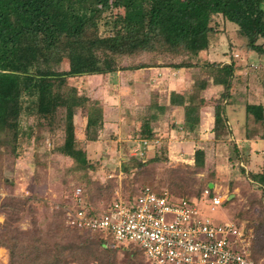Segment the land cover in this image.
<instances>
[{
	"label": "trees",
	"instance_id": "1",
	"mask_svg": "<svg viewBox=\"0 0 264 264\" xmlns=\"http://www.w3.org/2000/svg\"><path fill=\"white\" fill-rule=\"evenodd\" d=\"M263 3L264 0H0V155H17L20 118L34 114L42 130L61 131L62 140L55 152L71 161L72 172L86 183L83 194L87 205L99 211L111 201L113 180L101 184L93 176L99 158L93 162L87 146L97 141L108 122H118L121 129L132 130L138 138L154 141L158 120L170 117L172 110H181L182 126L197 135L202 107L198 95L208 79L195 75L193 94L171 89L159 104L143 103L134 94H126L116 105L105 102L102 85L90 83L82 92L71 78H103L116 71L158 65L193 68L199 65L198 54L209 45V34L220 33L216 16L236 25L244 38L240 46L246 55L256 54L264 61ZM204 65L208 66L211 83L221 88L212 99L211 142L195 148L193 164L186 169L168 166V141L162 138L152 156L124 155L120 161L126 175L123 199L131 200L145 184L157 190L159 179L168 185L174 199L200 201L205 188H209V195L214 194L210 184L214 183L215 172L205 168L207 149L231 137L226 108L239 106L245 72L249 76L253 70L247 68L248 58L242 60L234 54H229L228 62ZM258 75L254 73L252 77ZM244 105L248 117L254 122L263 121V104ZM80 139L85 147L77 145ZM197 172L203 173L198 182L192 177ZM138 178L153 184L137 187L133 180ZM249 178L260 191L249 199L248 210L259 221L260 233L264 230V171L250 174ZM189 190L196 193L189 196ZM33 209L30 199L0 200L4 215L0 245L7 249L10 264H114V250L125 249L130 253L128 264H141L143 254L138 246L117 243L101 232L65 226V217L61 219L57 212L48 217L44 229L36 220L28 230L21 229V213H32ZM112 241L114 244L109 245ZM254 246L253 257L259 259L264 255V242Z\"/></svg>",
	"mask_w": 264,
	"mask_h": 264
},
{
	"label": "rangeland",
	"instance_id": "2",
	"mask_svg": "<svg viewBox=\"0 0 264 264\" xmlns=\"http://www.w3.org/2000/svg\"><path fill=\"white\" fill-rule=\"evenodd\" d=\"M262 8L264 10V3L262 4ZM214 20L217 29H219L220 32H224L219 38L221 42L228 43L229 41V50H232V52H239L241 55L240 59L244 60L246 52L244 47L240 46L244 38L241 32L238 31L236 25L223 22L218 16H216ZM218 37L219 34H209V45L198 54V61H205L207 59L206 52L211 48L212 40ZM223 47H226V45L222 44L218 48L221 49ZM208 58L217 59L218 56L211 54ZM261 61L256 54H253L250 58L247 68L253 70L250 71L251 76H253L254 73H264V70H261L264 69V61ZM200 73L202 76H205L209 74V70L206 68L201 70ZM182 78L183 77H180L179 79L181 80ZM261 78L264 79V76L261 75ZM114 82L117 81L113 79V85ZM71 83L79 86L82 92L86 91V87L90 83L93 84L92 86L102 85L101 88L103 92V78L101 77H88L86 79L83 75L77 78H71ZM110 88L113 87L109 86L106 88L107 93L109 94L112 92V94H116L112 98L109 97L111 102L112 100L118 102L120 96L126 95L128 91L133 89L132 87L129 88L123 85L118 88L119 90L117 92L116 89ZM69 111L71 112V109H69ZM175 125L177 124L172 123L169 124L168 127L164 125V128L167 127L168 129H163L164 131H162L161 134L160 130H157L158 135L156 138L158 140L150 141V145H159L162 139L168 141L170 135L169 131H171V128L174 129L176 135L173 137V140L177 139L178 143L174 146L176 148L173 147L170 151L171 157L168 166L186 169L188 165L193 164V159H191L193 154L191 152L196 148L197 144H193L192 140L185 141L181 129L177 128V126L175 127ZM61 140L62 136L60 130L54 133L42 130L34 114H23L20 118L17 155L15 157L9 154L0 155V200L6 197H15L18 199H30L33 202L34 209L32 213L27 211L21 213L19 226L23 230H28L33 220H36L43 228L48 221V217H52L56 212L58 215L60 214L59 216L61 219L62 217L64 218L65 209L72 203L74 188L80 186L83 192L86 188V183L83 178L78 177L77 174L72 172L71 161L55 152V147ZM79 141L80 142L77 143L78 146H86L85 143L83 144L82 139ZM138 142H140V138H138L132 130H123L119 127L112 132H104L102 129L97 141L87 146V154L91 160L96 162L94 159L99 158L96 162V170L93 176L96 177L101 184L108 180H113L111 183L113 190H111L110 200L122 197L125 191L123 190V185L126 175L121 170L120 161L126 154L134 156L132 146L136 145ZM148 150L149 147L145 149L144 158L148 156ZM181 150L183 151V161L174 157L181 154ZM110 153L113 155L111 157L112 159L110 157L107 158ZM239 153L240 151H238V148H235V145H233L232 142H228L227 139L218 141L207 149V162L205 168L209 172H215L213 178L214 183L212 185L213 191L221 195L225 203L216 206L214 209H210V206L204 203L201 209L204 214L210 216L217 222L231 219L240 224L250 238L251 250L252 253H254V243L258 246L264 242V239H262L264 237V230L260 233H258L259 231L257 232L259 221L252 216V213L248 212L249 199L255 194L259 195L260 191L256 187V184L250 180V173L247 171L244 164H242V157L239 156ZM202 176V172H197L192 175L193 178L197 179V182L199 179L203 178ZM133 181L137 183V187L149 182H145V179L140 178ZM149 183L153 184L152 182ZM155 186L157 189L156 191L162 189L170 191L168 185L164 184L161 179L156 181ZM189 191V196H193L196 193V190ZM99 204L102 206L101 202ZM31 215H34L33 218ZM3 219L4 215L0 211V226ZM64 225L68 226L65 221ZM105 239L106 241H110L109 237ZM113 244V241L109 242V245ZM110 248H112V246H110L108 250ZM114 252V264H128L129 249L114 250ZM107 253L114 254L109 251H107ZM94 263L95 262H90L89 264ZM0 264H10L8 260V251L1 245ZM141 264H148L145 262L142 255Z\"/></svg>",
	"mask_w": 264,
	"mask_h": 264
},
{
	"label": "built area",
	"instance_id": "3",
	"mask_svg": "<svg viewBox=\"0 0 264 264\" xmlns=\"http://www.w3.org/2000/svg\"><path fill=\"white\" fill-rule=\"evenodd\" d=\"M150 141L140 139L133 155L145 154ZM218 193L202 192L200 201L174 199L166 189L140 188L131 200L114 198L104 208L93 211L83 190L77 186L65 209L68 226L101 232L120 244L138 246L148 264H264V255L253 257L244 228L233 220L217 222L203 213L222 204Z\"/></svg>",
	"mask_w": 264,
	"mask_h": 264
},
{
	"label": "crops",
	"instance_id": "4",
	"mask_svg": "<svg viewBox=\"0 0 264 264\" xmlns=\"http://www.w3.org/2000/svg\"><path fill=\"white\" fill-rule=\"evenodd\" d=\"M226 23L231 24L230 22ZM222 34H224V32L221 31L219 33V37L212 40V46L209 51L206 52L207 59L205 61L197 60L199 65H196L193 68L183 70L169 66L158 65L140 68L134 71H116L104 75L103 97L105 102L107 104H120L121 96L119 97L118 102L113 100L111 102L109 100V97L112 98L116 95L112 94V92L109 94L107 93L106 88L109 86L113 87L114 90L116 89L117 92L119 90L118 88L123 85L129 88L132 87L133 89L128 91L127 94H134L138 101L152 104H159L165 101L167 94L171 89L184 92L186 95L193 94L196 91L194 88V76H202L200 73L201 70L206 68L208 69V66L204 65L206 62H228L229 54L239 55V57H241L239 52H232V50H229V41L228 43L221 42L219 38ZM222 44L226 45V47L219 49L218 47ZM211 54L218 56V58H208V56H211ZM250 56L252 57L253 54L250 53L245 55V59L248 58L249 61L251 58ZM245 73L246 82H244L245 87L239 96V106L228 105L226 108L227 121L232 131L228 142H232L233 145H235V148H238V151H240L239 156L242 157V164H244L245 168L250 174H253L264 171V111L263 121L254 122L246 115L244 104L245 102H255L261 103L264 106V79L261 78V75L264 76V73L262 74V72H260L259 76H255L253 78L251 75L248 76L247 71ZM180 77L183 78L180 80ZM202 77L207 78L208 83L204 89L199 91L198 95V99L202 104V107L197 135H192L189 130L182 126L181 110H172V115L170 117L160 119L156 124V129L160 130L161 134L162 131L168 129L167 127L169 124H172L173 122L176 123L177 125H175V127L177 126V128L181 129V132L184 135V140H192L193 144H197L196 148L205 146V144L210 143L213 138L214 117L212 112V99L216 98L221 90L220 86L211 83L210 75H205ZM113 79L117 81L114 82V85L112 83ZM164 125L167 127L164 128ZM119 127L120 126L118 122H108L104 132H112ZM175 133L176 132H174V129L171 128V131H169L170 135L168 137L169 159L171 157V149L178 143L177 139L173 140V137L176 135ZM157 140L158 139H155L154 141ZM154 145L152 144L149 146V150L147 151L148 156H152L154 154ZM194 150L195 149L192 150V154L194 153ZM182 152L183 151L181 150V154H176L177 156L174 157L183 161L184 158ZM112 156L113 155L110 153L107 158H111ZM191 159H193V156Z\"/></svg>",
	"mask_w": 264,
	"mask_h": 264
},
{
	"label": "water",
	"instance_id": "5",
	"mask_svg": "<svg viewBox=\"0 0 264 264\" xmlns=\"http://www.w3.org/2000/svg\"><path fill=\"white\" fill-rule=\"evenodd\" d=\"M210 186H212V184H210Z\"/></svg>",
	"mask_w": 264,
	"mask_h": 264
}]
</instances>
